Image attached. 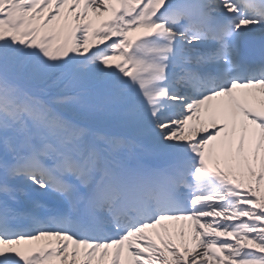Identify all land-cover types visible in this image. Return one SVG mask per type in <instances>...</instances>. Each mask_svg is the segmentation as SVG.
<instances>
[{
	"label": "snow or ice",
	"instance_id": "1",
	"mask_svg": "<svg viewBox=\"0 0 264 264\" xmlns=\"http://www.w3.org/2000/svg\"><path fill=\"white\" fill-rule=\"evenodd\" d=\"M0 264H264V0H0Z\"/></svg>",
	"mask_w": 264,
	"mask_h": 264
},
{
	"label": "bare ground",
	"instance_id": "2",
	"mask_svg": "<svg viewBox=\"0 0 264 264\" xmlns=\"http://www.w3.org/2000/svg\"><path fill=\"white\" fill-rule=\"evenodd\" d=\"M211 118H212V112L209 110V111L206 113V120H205V122L210 124V122H211Z\"/></svg>",
	"mask_w": 264,
	"mask_h": 264
}]
</instances>
